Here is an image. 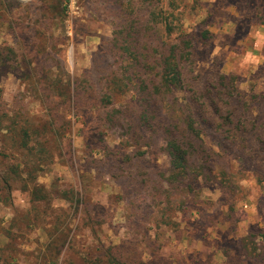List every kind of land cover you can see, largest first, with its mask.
Here are the masks:
<instances>
[{
  "label": "rangeland",
  "instance_id": "374dc122",
  "mask_svg": "<svg viewBox=\"0 0 264 264\" xmlns=\"http://www.w3.org/2000/svg\"><path fill=\"white\" fill-rule=\"evenodd\" d=\"M124 1L20 0L21 37L0 29L17 55L0 77V264H264V0H155L175 16L169 36L156 26L162 40L193 43L175 96L213 176L180 193L160 135L137 132L143 108L114 85ZM135 1L141 30L148 9ZM125 108L128 137L106 120ZM20 128L45 159L19 148Z\"/></svg>",
  "mask_w": 264,
  "mask_h": 264
},
{
  "label": "trees",
  "instance_id": "16d2710c",
  "mask_svg": "<svg viewBox=\"0 0 264 264\" xmlns=\"http://www.w3.org/2000/svg\"><path fill=\"white\" fill-rule=\"evenodd\" d=\"M137 1L145 5L144 9L146 7L148 9L144 15L145 25L141 30L137 29L141 24L135 19L137 17L142 19L143 15L135 16L136 1L125 0L119 4L118 11L127 17L119 24V29L113 35L111 44L113 57L125 63V71L122 73L123 79L117 78L114 85L120 91L123 89V92H129L143 108L142 115L138 117L139 125L135 128L137 132L140 134V131H145L160 135L157 145L168 158L170 174L166 181L169 188L176 193H180L182 189L186 188L189 191H194L197 183L203 180H213V176L209 170L207 171L206 164L209 160L200 138L201 129L195 125L193 115L189 111L182 110V107L177 104L175 96L176 93L185 90L186 79L182 71V63L189 60L193 43L182 33L172 43L163 41L161 31L156 33L155 28L156 26L160 29L163 28L166 36H169L173 33L174 24L172 21H168L167 17L170 16L173 20L174 14H167L166 10L157 9L155 0ZM22 5L20 0H0L1 32L6 31L8 36L21 37L16 32L12 10ZM118 11L116 10L119 15ZM198 40L204 44L210 40L207 30L198 34ZM140 43L141 46H139ZM16 67L17 55L13 47L1 42L0 77L13 72ZM233 91V94H238L235 90ZM105 102L109 103L108 98ZM2 110L0 90V121L3 118ZM162 112L169 116L168 119L161 118ZM129 114L127 108L112 109L106 113V120L109 126L123 131V135L128 137L131 132L129 130ZM12 134L19 148L28 151L30 156L37 157L38 161L45 159L43 158L44 149L39 144L34 150L32 146H29L28 130L20 128L14 130ZM32 190L31 194L34 199L45 198L41 195L42 190L37 186H34ZM245 251L247 255L252 256L247 247H245Z\"/></svg>",
  "mask_w": 264,
  "mask_h": 264
}]
</instances>
